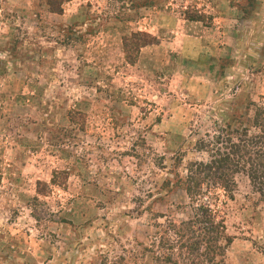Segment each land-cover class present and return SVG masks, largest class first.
<instances>
[{"label": "rangeland", "instance_id": "rangeland-1", "mask_svg": "<svg viewBox=\"0 0 264 264\" xmlns=\"http://www.w3.org/2000/svg\"><path fill=\"white\" fill-rule=\"evenodd\" d=\"M251 101L264 103V0H69L62 13L0 0V264H103L145 242L157 213L182 219L185 192L159 189L162 157L183 166L202 118ZM214 204L233 236L225 264H264L248 179Z\"/></svg>", "mask_w": 264, "mask_h": 264}, {"label": "trees", "instance_id": "trees-1", "mask_svg": "<svg viewBox=\"0 0 264 264\" xmlns=\"http://www.w3.org/2000/svg\"><path fill=\"white\" fill-rule=\"evenodd\" d=\"M66 1L47 3L50 11L62 13ZM201 126L204 128L199 131ZM197 127L192 158L183 166V153L172 157L170 165L164 163V157L160 162L170 175L163 178L159 189L165 191L163 196L182 189L188 201L186 215L174 221L157 213L145 242L127 238V245H121L122 253L112 255L110 260L106 256L103 264L107 258L108 264H225L233 236L214 203L220 194L232 197L238 175L248 179L257 200L264 202V103L251 101L218 116L206 115ZM62 173L66 177V171H55L54 176ZM52 182L57 183L56 178ZM160 216L165 218L159 221ZM260 249L264 252V246Z\"/></svg>", "mask_w": 264, "mask_h": 264}, {"label": "crops", "instance_id": "crops-1", "mask_svg": "<svg viewBox=\"0 0 264 264\" xmlns=\"http://www.w3.org/2000/svg\"><path fill=\"white\" fill-rule=\"evenodd\" d=\"M185 21V20H184ZM147 48V47H146ZM143 50V49H142Z\"/></svg>", "mask_w": 264, "mask_h": 264}]
</instances>
